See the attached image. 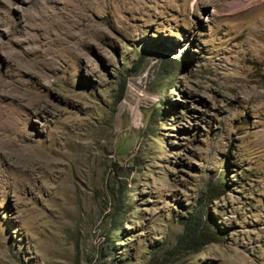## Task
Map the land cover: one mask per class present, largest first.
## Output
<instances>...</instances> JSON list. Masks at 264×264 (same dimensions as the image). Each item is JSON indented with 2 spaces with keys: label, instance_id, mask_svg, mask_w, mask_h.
Listing matches in <instances>:
<instances>
[{
  "label": "rangeland",
  "instance_id": "rangeland-1",
  "mask_svg": "<svg viewBox=\"0 0 264 264\" xmlns=\"http://www.w3.org/2000/svg\"><path fill=\"white\" fill-rule=\"evenodd\" d=\"M0 264H264V0H0Z\"/></svg>",
  "mask_w": 264,
  "mask_h": 264
},
{
  "label": "trees",
  "instance_id": "trees-1",
  "mask_svg": "<svg viewBox=\"0 0 264 264\" xmlns=\"http://www.w3.org/2000/svg\"><path fill=\"white\" fill-rule=\"evenodd\" d=\"M223 184V182L221 181ZM217 195L213 196V199H217ZM202 210L205 211L204 205H202ZM206 207V206H205ZM206 214V212H205ZM179 245H188L189 249L193 252L199 251L203 246L213 242L211 238H208L206 234H198L194 229L189 228L179 238Z\"/></svg>",
  "mask_w": 264,
  "mask_h": 264
}]
</instances>
